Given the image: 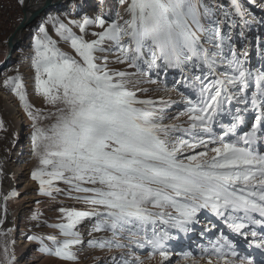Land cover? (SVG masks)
Returning a JSON list of instances; mask_svg holds the SVG:
<instances>
[{
	"label": "rangeland",
	"instance_id": "obj_1",
	"mask_svg": "<svg viewBox=\"0 0 264 264\" xmlns=\"http://www.w3.org/2000/svg\"><path fill=\"white\" fill-rule=\"evenodd\" d=\"M93 1L0 42V264H264V0Z\"/></svg>",
	"mask_w": 264,
	"mask_h": 264
},
{
	"label": "bare ground",
	"instance_id": "obj_2",
	"mask_svg": "<svg viewBox=\"0 0 264 264\" xmlns=\"http://www.w3.org/2000/svg\"><path fill=\"white\" fill-rule=\"evenodd\" d=\"M99 1L101 2V0H94L93 2H92V5H90L87 9H85V13H86V16L88 15V13H89V8H91V7H94L95 6V4H97V3H99ZM73 3H75V2H73ZM72 3V4H73ZM12 4V3H11ZM90 4V3H89ZM60 6V5H59ZM66 7V6H65ZM57 8V7H56ZM62 8V7H61ZM11 10H13L12 9V7L10 8V11ZM14 10H15V8H14ZM97 13L98 14H103V10L102 9H99L98 11H97ZM236 16H240L241 15V13H240V11H236ZM245 33L247 32V30H245L244 31ZM24 33L25 32H22V33H20L18 36H16V38L13 40V42H12V51H10V53H9V55H8V58H6V60H12L13 59V50H14V46H15V44L16 43H18L21 39H22V37H23V35H24ZM6 38V37H5ZM244 38V37H243ZM155 48H154V46H153V43H149V42H145V44H144V47H143V50L145 51V56H147L148 58H150L151 57V55H152V52L153 51H155L154 50ZM219 52V51H218ZM225 52V51H224ZM214 57V56H213ZM151 60V59H150ZM19 61L21 62V64H25V63H27V58L23 55V56H21L20 58H19ZM148 62L146 63L147 65H149L151 62L149 61V60H147ZM0 68H2L3 66H4V64H3V61L2 62H0ZM152 70H154V69H152ZM152 70H149V71H151L152 72ZM157 72H159V71H157ZM171 71H168V74H166V73H164L165 75H166V79L167 80H169V76H171L172 75V73H170ZM32 74V70L30 69L29 71H28V73H27V76L29 77L30 75ZM156 74V73H155ZM4 98L6 99H9L8 98V96H7V94L5 93L4 94ZM6 99V100H7ZM173 105H176V107L177 106H181V105H183V103H176L175 102V104H173ZM170 106H171V104H170ZM168 107V106H167ZM164 108H166V106L164 107ZM7 109H9V111H10V115H11V117L12 118H15L14 119V125H13V132H15V130L16 129H20L24 124H23V121L21 120V118H19V116H17L18 115V112H19V108H17V106L15 105V104H13V103H11V102H7ZM14 134V133H13ZM19 150H17L16 151V153L14 154L15 155V159L17 158V157H20V155H19ZM1 161H2V165H0V166H2L1 167V171L2 172H4V173H6V174H8L9 173V171H7L6 170V168L4 167L5 165H4V163H5V157H4V155H3V157H1ZM0 171V172H1ZM8 176V175H7ZM19 182L17 181V184H18ZM4 184V183H3ZM7 184V183H6ZM7 192V187H5V186H2V185H0V194H4L5 195V193ZM26 199V198H25ZM32 199V198H31ZM29 206H28V204H27V202H23L21 205H20V208H19V211L17 212V213H13L12 215H13V217H15V219L13 220V228L14 227H16L17 225H18V223H19V219H20V216L24 213V209H26V208H28ZM20 212V213H19ZM0 214L2 215V218H3V220H1L2 222H0V231H2V230H4V229H7V223L9 222V216H10V211L8 210V208H6L5 206L3 207H1L0 208ZM5 231V230H4ZM18 232V231H17ZM18 235H21L20 234V232H18ZM18 235L16 236V238L18 237ZM21 243V241H18V243L16 244L17 246H18V244H20ZM144 247H146V246H143V248H142V251H144ZM147 248V247H146ZM255 249H249V251L251 252V251H254ZM141 251V252H142ZM29 253V251H28V249H27V247L26 246H21L20 247V249H19V251L16 253V255L15 256H17L16 258H15V260H13L12 261V263L13 264H18L19 263V261H21L22 259H24L26 256H27V254ZM18 254V255H17ZM178 256V254L177 253H174V256Z\"/></svg>",
	"mask_w": 264,
	"mask_h": 264
},
{
	"label": "water",
	"instance_id": "obj_3",
	"mask_svg": "<svg viewBox=\"0 0 264 264\" xmlns=\"http://www.w3.org/2000/svg\"><path fill=\"white\" fill-rule=\"evenodd\" d=\"M70 1L73 0H17L23 19L20 25L15 29L8 39L7 54L9 55L10 51H12V42L16 36L22 33L23 30H25L34 21L38 20L43 13H45L47 10L57 7L58 5L68 3ZM8 55H6V58H8Z\"/></svg>",
	"mask_w": 264,
	"mask_h": 264
},
{
	"label": "built area",
	"instance_id": "obj_4",
	"mask_svg": "<svg viewBox=\"0 0 264 264\" xmlns=\"http://www.w3.org/2000/svg\"><path fill=\"white\" fill-rule=\"evenodd\" d=\"M19 19L15 10L10 11V1L0 0V42L16 26Z\"/></svg>",
	"mask_w": 264,
	"mask_h": 264
},
{
	"label": "trees",
	"instance_id": "obj_5",
	"mask_svg": "<svg viewBox=\"0 0 264 264\" xmlns=\"http://www.w3.org/2000/svg\"><path fill=\"white\" fill-rule=\"evenodd\" d=\"M21 21H22V19H19V21H18L17 25H19Z\"/></svg>",
	"mask_w": 264,
	"mask_h": 264
}]
</instances>
